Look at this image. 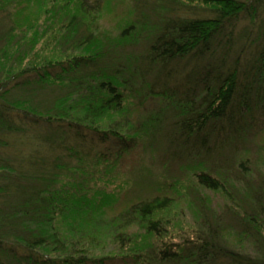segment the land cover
Listing matches in <instances>:
<instances>
[{
    "label": "trees",
    "instance_id": "1",
    "mask_svg": "<svg viewBox=\"0 0 264 264\" xmlns=\"http://www.w3.org/2000/svg\"><path fill=\"white\" fill-rule=\"evenodd\" d=\"M24 1L0 0V264H264V0L153 26L132 0L113 32L105 0H33L27 26ZM137 145L180 174L116 212Z\"/></svg>",
    "mask_w": 264,
    "mask_h": 264
},
{
    "label": "rangeland",
    "instance_id": "2",
    "mask_svg": "<svg viewBox=\"0 0 264 264\" xmlns=\"http://www.w3.org/2000/svg\"><path fill=\"white\" fill-rule=\"evenodd\" d=\"M104 1V0H103ZM105 8L103 12V19L100 20V23L102 26L106 27L107 30L113 32L115 30V27L118 26L119 21L123 20L125 16L127 15L128 5H132V0H105ZM156 1L157 0H152ZM165 0H158V3L156 5H152L148 7L150 10V16H149V23L150 26L153 25H159L160 20L156 17L155 13L157 14H163L166 11L165 6ZM185 1V0H184ZM183 1V4H185ZM16 3H13L12 6H14ZM24 9H21V14H18L17 20L20 22V25L27 26L31 21H35V17L39 16L42 8L37 3V1L31 0L30 2L24 1L23 3ZM164 4V5H163ZM194 4L193 7L190 6H184L181 4L176 3V7L181 9L179 10V14H183V12H190V13H198L199 16H205V15H211L209 12H204L202 10L203 7L196 4ZM26 5V6H25ZM172 5V4H170ZM22 6V7H23ZM138 11V10H137ZM158 22V23H157ZM143 49V45L137 46V49H135V52L140 51ZM154 101V102H153ZM153 102V103H152ZM150 103V105H149ZM161 104V101L158 98H154V100L148 101V103L145 104L146 109L137 108L134 112L131 111V116L133 118L145 116L152 107H157ZM149 105V106H148ZM256 142L264 140L263 136H257ZM161 151V150H160ZM160 151L152 152L146 147H142L141 145H137L135 148H133L129 153H126L123 157V159L120 162L119 168L121 171L125 173V175L135 178L139 183H135V185L129 190L128 193H126L121 198V203L116 205L114 208V211L118 212L123 210L124 206L127 204H130L132 202L137 201L138 198H140L143 195H146L150 192H155L156 190H159L160 188H155L154 184H152L154 181H157L161 177L164 178H172L175 177V175L180 174L179 170V164L176 162L168 163L167 166L169 167V170L165 169V166L160 161ZM166 166V167H167ZM143 174H148L149 178L152 183H148L145 186H142V182H140V179L143 178ZM153 185V186H152ZM208 197H211V200L213 201V204H220L223 203V197L222 195H219L217 193L211 192L209 193ZM181 203H178L180 205ZM193 210H190L187 208L186 205L181 204V206L172 213L176 216V220L182 222V224L190 225L192 224V214Z\"/></svg>",
    "mask_w": 264,
    "mask_h": 264
}]
</instances>
